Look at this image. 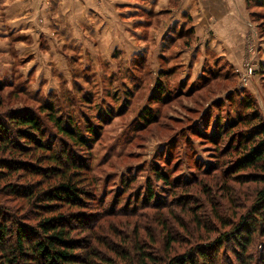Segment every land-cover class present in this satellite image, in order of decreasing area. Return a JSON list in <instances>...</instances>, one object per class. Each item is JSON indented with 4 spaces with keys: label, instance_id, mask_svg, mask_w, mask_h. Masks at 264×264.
I'll use <instances>...</instances> for the list:
<instances>
[{
    "label": "rangeland",
    "instance_id": "1",
    "mask_svg": "<svg viewBox=\"0 0 264 264\" xmlns=\"http://www.w3.org/2000/svg\"><path fill=\"white\" fill-rule=\"evenodd\" d=\"M75 1L66 4L71 3L72 8ZM179 1L170 0V5L177 7ZM246 2L251 23L244 36L246 57L237 67H225L221 60L205 64L215 76L198 84L202 64L194 62L198 61L194 54L199 49L194 48L196 34L190 17L172 19L170 13H158L151 5L141 11L143 14H136L137 18L101 15V19L98 16L87 21L82 17V3L74 9L76 16L69 17L60 0L50 1L46 3L49 12L26 19L30 35L12 32L0 38V44L7 47L0 51V81L4 82L0 87V115L24 107L38 111L48 104H55L61 116L71 114L87 135L86 145L73 148L87 165L83 187L96 192L107 207H124L120 213L97 221H118L115 227L132 233V238L136 236L134 229L143 225L150 231L139 228L140 237L155 250L163 251L164 234L169 228L186 237L181 251L206 244L230 227L221 226L217 232L206 234L204 230L196 232V221H217L215 211L224 220L238 222L247 212L251 214L248 220L252 219L256 190L264 186L239 183L234 172L233 180L225 179L236 155L216 153L229 146V136L217 144L200 138L208 116H225L233 107L229 96L237 98L243 90L256 97L264 114V47L257 51L253 42L257 37L264 46V7ZM138 52L146 54L145 71L130 74L131 57ZM252 55L257 59L252 60ZM187 59H193V63L184 64ZM159 69H168L162 99L154 95ZM143 112L152 113L151 118L144 119ZM48 124L52 129V123ZM87 126L95 132L90 137ZM54 135L58 133L54 131ZM157 168L169 174L173 186L157 177ZM230 186L236 200L229 197ZM206 188L213 190L208 193ZM149 190L156 194L153 200ZM18 201H9L8 205ZM234 201L238 209L233 213ZM186 203L190 206L183 209ZM12 210L23 215L17 208ZM91 221L86 225L92 226ZM27 223L35 225L37 221ZM9 225L12 227V222ZM77 233V237L88 239L87 232ZM151 236L156 239L154 244ZM201 236L204 239H198ZM227 244L235 246L231 240ZM263 244L264 238L258 235L250 248L257 253L255 258L264 257L260 251ZM175 247H179L177 243ZM225 247L224 253H231Z\"/></svg>",
    "mask_w": 264,
    "mask_h": 264
},
{
    "label": "trees",
    "instance_id": "2",
    "mask_svg": "<svg viewBox=\"0 0 264 264\" xmlns=\"http://www.w3.org/2000/svg\"><path fill=\"white\" fill-rule=\"evenodd\" d=\"M247 1L264 7V0ZM146 65V54L134 53L129 73L137 71L139 74L142 69L145 71ZM227 65L225 62L224 66ZM167 70L159 69L154 89L156 99H162V94L166 92L163 80ZM223 71L229 73L225 69ZM212 76L215 75L204 65L198 84ZM3 84L0 81V87ZM228 99L233 106L231 111L225 116L213 117L210 114L200 130V138L209 144H217L230 137L229 146L217 149L216 153L236 155L235 162L226 171L230 173L226 180H233L232 172L239 174L251 170L252 173L237 174L238 182L264 183L263 111L249 91L243 90L237 98L229 96ZM59 112L55 104H48L41 105L38 111L24 107L9 109L0 115V184L6 182L0 186V264H264V257L255 258L257 253L253 254L250 249L257 242L258 235L264 238V186L256 190L251 209L254 219L248 220L251 214L247 212L238 222L224 220L215 211L217 221L211 218L196 221V232H217L221 226H229L230 230L206 244L200 243L183 251L179 248L186 237L178 230L169 228L165 231L162 251L142 241L139 228L145 229L143 225L134 229L136 236L132 238V233L115 227L118 221H97L120 213L124 207H107L105 200L96 192H89L83 187L87 165L77 157L73 148L86 145L87 135L83 134L79 121L71 114L66 117L67 114L61 116ZM142 114L146 119L151 118L152 113ZM48 122L52 123V129ZM86 132L88 137L95 134L91 126L86 127ZM156 170L159 179L169 187L174 185L169 174L160 168ZM12 178L23 183L11 181ZM228 188L229 197L236 200L235 190L231 186ZM212 190L206 188L208 193ZM149 191L150 200H153L156 194L154 190ZM12 200L19 201L14 206L8 205ZM214 202L218 204L217 200ZM236 202L233 213L238 209ZM28 205L31 206L26 210ZM189 206L186 203L183 209ZM12 208L19 209L23 215L15 214ZM31 220L37 223H27ZM88 220H92L93 227L86 225ZM11 222L12 227L9 225ZM181 226L185 225L181 223ZM80 230L82 234L88 233V239L76 236ZM150 238L154 244L156 239L153 236ZM198 239L202 240L204 236ZM230 240L234 242V247H228ZM224 247L231 253L225 254ZM260 251L264 252V249Z\"/></svg>",
    "mask_w": 264,
    "mask_h": 264
},
{
    "label": "crops",
    "instance_id": "3",
    "mask_svg": "<svg viewBox=\"0 0 264 264\" xmlns=\"http://www.w3.org/2000/svg\"><path fill=\"white\" fill-rule=\"evenodd\" d=\"M50 1L54 3L55 0H0V38L2 34L10 35L12 32L30 35L28 30L31 26L26 19L49 12L46 3ZM66 1L60 0L69 17L76 16L74 9L82 3V17L87 21L98 16L101 19V15L137 18L139 16L136 14H143L141 11L149 10L151 5L158 13H170L172 19L183 21V16L190 17L196 34L194 48L200 50L195 52L194 57L198 61L194 62L196 65L202 64L201 72L209 62L221 60L237 67L246 57L244 36L249 30L247 26L251 25L246 9L247 0H180L177 7L171 6L170 0H76L72 4L73 9L69 7L71 3L66 4ZM212 18L216 19L215 22ZM253 42L257 51L264 47L257 37ZM5 50L7 47L0 44V51ZM254 55L252 60L257 59ZM190 62L193 63V59L185 60L184 64Z\"/></svg>",
    "mask_w": 264,
    "mask_h": 264
},
{
    "label": "built area",
    "instance_id": "4",
    "mask_svg": "<svg viewBox=\"0 0 264 264\" xmlns=\"http://www.w3.org/2000/svg\"><path fill=\"white\" fill-rule=\"evenodd\" d=\"M252 73H253V68H250L249 75H252Z\"/></svg>",
    "mask_w": 264,
    "mask_h": 264
}]
</instances>
